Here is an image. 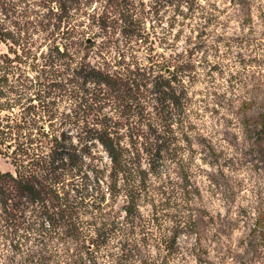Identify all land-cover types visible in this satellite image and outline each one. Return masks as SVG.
<instances>
[{"label":"trees","instance_id":"16d2710c","mask_svg":"<svg viewBox=\"0 0 264 264\" xmlns=\"http://www.w3.org/2000/svg\"><path fill=\"white\" fill-rule=\"evenodd\" d=\"M94 1L0 0V44L9 50L0 58L7 63L11 112L5 123L0 121V146L7 147L15 166V171L0 170V248L4 241L13 257L26 252L30 261L25 264H59L62 256L65 264H99L98 253L116 240L112 248L126 255L137 247L136 230L146 222L141 206L151 201V176L172 166L182 189H192L196 51L206 47L202 35L217 6L156 0V6L172 10L159 35L154 26L151 31L141 26L143 10L131 0H96L100 4L91 11ZM231 3L243 16L252 15V0ZM197 17L196 41L187 37V46L179 50L180 30L173 33V27ZM117 29L125 43L112 57L108 42ZM142 46L146 51L139 56ZM15 67L19 75L10 80ZM255 73L249 83L248 76L239 80V88L251 84L248 92L254 95L241 108L258 105L246 120L264 161V73ZM33 90L36 102L27 98ZM59 97L70 100L61 123L75 127L78 143L67 130L45 125L55 118ZM191 225L198 231L196 221ZM31 240L37 250L28 246ZM169 246L173 249V241Z\"/></svg>","mask_w":264,"mask_h":264},{"label":"rangeland","instance_id":"374dc122","mask_svg":"<svg viewBox=\"0 0 264 264\" xmlns=\"http://www.w3.org/2000/svg\"><path fill=\"white\" fill-rule=\"evenodd\" d=\"M201 1L208 8L210 5L217 6V11L202 35L207 40L206 47L196 51L200 73L191 89L195 104L190 122L196 149L195 158L190 163L192 189H182L181 177L172 166L169 170L164 169L161 176H151V201L141 206L146 222L136 230L138 233L133 242L137 247L125 255L112 248L116 240L98 253L99 264H111L113 259L118 264H264V161L252 145L254 135L250 134L246 120L256 114L258 105L243 110L242 101L252 99L254 95L248 92L251 84L247 89L239 88V80L248 76L249 83L252 81L249 75L253 72L256 76L264 73L260 67L264 68V0H252L251 16H243L231 0ZM131 2L143 10L141 26L149 31L154 26L159 35H163V27L168 26L172 16L171 8L162 3L156 6V0ZM99 4L95 0L90 10ZM159 18L162 21L158 25L156 21ZM198 21L199 17L186 21L188 25L184 27L178 22L173 27V33L180 30L177 40L179 50L187 46V37L196 41L195 37L201 31L196 23ZM102 37L98 38V42ZM169 37H173L172 33ZM34 38L39 36L36 34ZM109 40L107 53L114 57L118 54L119 45L123 47L125 38L117 29ZM137 48L138 55L143 56L146 51L144 46ZM40 49L41 46L33 47L34 51ZM7 51V45L1 43L0 54ZM21 66L25 69L24 64ZM14 70L9 75L10 80L19 75L18 68ZM27 70L29 75H35V71ZM233 73L236 77L232 76ZM33 92H28L27 98L32 96L36 102L38 98ZM56 103V116L53 121L47 119L46 127L55 124L59 132L64 129L72 133L74 142L78 143L75 127L61 123L70 111V100L59 97ZM9 113L7 63L0 58L2 123L7 121ZM9 155L7 147L0 146V170L15 171ZM162 184L165 186L162 187ZM259 218H262V224H258ZM193 221H196L198 231H192ZM171 241L173 249L169 246ZM2 243L0 264H25V261H30L26 260L30 258L26 252L13 257L4 241ZM28 246L33 247V251L37 250L33 240ZM199 248L207 255L201 254ZM61 260L59 264H65L64 256Z\"/></svg>","mask_w":264,"mask_h":264}]
</instances>
